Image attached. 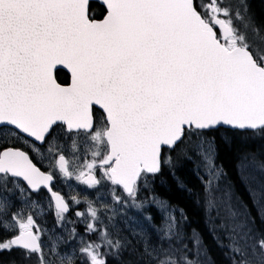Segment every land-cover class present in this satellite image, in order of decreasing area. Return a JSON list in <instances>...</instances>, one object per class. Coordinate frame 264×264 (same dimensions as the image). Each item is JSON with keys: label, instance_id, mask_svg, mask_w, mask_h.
Listing matches in <instances>:
<instances>
[{"label": "snow or ice", "instance_id": "6c2138e0", "mask_svg": "<svg viewBox=\"0 0 264 264\" xmlns=\"http://www.w3.org/2000/svg\"><path fill=\"white\" fill-rule=\"evenodd\" d=\"M229 17L219 0H0V253L19 257L0 264H125L121 240L110 238L119 229L87 194L69 202L58 177L96 197L105 190L116 204L164 208L151 180L178 144L193 142L209 176L205 211L215 209V227L228 233L232 264H264V238L254 239L246 212L217 183L223 167L213 163L217 136L264 137V55ZM59 136L70 138L73 152L80 138L90 141V158H66ZM237 168L264 210V162L253 155ZM142 191L148 195L140 200ZM36 193L48 197L56 225L73 206H87L67 220V240L48 235L33 214ZM72 240L61 256L57 245ZM144 255L146 264H164L147 248Z\"/></svg>", "mask_w": 264, "mask_h": 264}, {"label": "trees", "instance_id": "16d2710c", "mask_svg": "<svg viewBox=\"0 0 264 264\" xmlns=\"http://www.w3.org/2000/svg\"><path fill=\"white\" fill-rule=\"evenodd\" d=\"M247 3L252 17L251 19L247 16L249 23L254 26L256 23L264 31V7L261 0H249V2L247 0ZM215 150V163L223 167L225 182L238 201L247 209L254 236L257 239L264 238V220L253 206L237 168V164L245 156L254 155L256 160L264 162V137H253L250 133L241 134L231 137L226 142L217 136ZM170 156V165L163 166L162 171L151 180L153 192L159 198L182 210L185 230L196 233L212 264H232L230 256L220 245L219 239L213 237L205 223V216L200 205L204 184L200 177L201 172L196 168L201 163L196 143L178 144ZM186 241L189 249L192 250L193 244L189 239Z\"/></svg>", "mask_w": 264, "mask_h": 264}, {"label": "rangeland", "instance_id": "374dc122", "mask_svg": "<svg viewBox=\"0 0 264 264\" xmlns=\"http://www.w3.org/2000/svg\"><path fill=\"white\" fill-rule=\"evenodd\" d=\"M261 2L263 4V0H261ZM226 5L229 8L235 9L236 12L239 13V19H237L240 21L241 24L242 36L245 38V41L252 47V49L254 48V51L258 52L259 49H256V47L260 46L264 41V31H262V29L257 26L255 22V26L249 23L247 16H249L251 19L252 17L250 14V9L248 7L247 0H227ZM196 148L197 150H199L197 144ZM244 158L250 160L252 157L245 156ZM200 162V165H197L196 168L197 170H200V177L204 184V182L209 179V176L208 173L205 171V165L202 158L200 159ZM257 178L258 180L260 179L259 170H257ZM217 183L220 185L221 188H229L227 183L223 182L222 178ZM243 183L246 188V191L248 192L251 198L253 206L257 210L259 216L264 220V210H262L259 204L254 203L253 197L249 191V185L246 184L244 181ZM252 187L256 188L257 191L260 190L259 186L256 184L252 185ZM231 193L232 201L236 204L235 210H238L242 213L246 212V216L244 217V219L249 225V227L252 229L251 220L249 214L247 213V209L244 207L243 204L238 201L232 191ZM200 205L202 207L205 216V223L208 229L210 230V232H212L213 237L215 239H219L220 245H222V247L226 250L228 256H230L232 261L235 255L230 248V244L232 243V241L226 230L215 227V225L219 223V220L216 218V210L211 209L206 213L204 199H202V204L200 203ZM139 212L140 209L134 208L130 202L125 205V207H123L122 204H119L116 211L117 227H124L128 230H131L135 238H138L139 241L141 240L140 242H148L147 249L148 251L153 252L154 256L156 257V260H163L164 264H173V261L178 262V264H187V262L189 261L191 262V264H212L196 233H192L191 231L185 230L184 226H182L180 230H178L175 212L173 210L169 209L167 206L165 208H160L158 206L157 212L159 215H157L156 218L158 222L160 220V224L156 226L150 225L152 223L151 217L150 219H146V217H138ZM178 218L182 225L183 218L181 213ZM169 225H172V227L170 228ZM253 237L254 239H257L254 234ZM186 239H189V241L193 244L192 250L189 249ZM135 248L136 251L140 252L143 250V253H145L146 247L142 248V246H140L139 244L137 246L136 244ZM140 248H142V250H140ZM159 254L161 255V257H159ZM127 256L129 257V259H131V255L129 253H127Z\"/></svg>", "mask_w": 264, "mask_h": 264}, {"label": "flooded vegetation", "instance_id": "af4514ba", "mask_svg": "<svg viewBox=\"0 0 264 264\" xmlns=\"http://www.w3.org/2000/svg\"><path fill=\"white\" fill-rule=\"evenodd\" d=\"M263 6H264V0H263ZM256 49H259L258 54L264 55V41L262 44ZM66 79V76L61 77L60 82H64ZM96 118L97 121L99 122L101 118V112L96 109ZM4 133L2 130H0V136H3ZM51 145H44L41 151L44 154H48V148ZM56 146L57 148H62L63 153L66 155V158L69 157H79V163H83V160L85 157L90 158L89 155V149L91 147V142L86 140L85 138H80L78 143H77V150L73 152L71 150V140L69 139H64L62 136L57 137L56 139ZM45 163H47V159L45 160ZM71 170V169H70ZM9 187H12V185L9 183ZM56 189L61 191L69 200L72 195H76L78 199L83 200V196L87 194L89 198L93 199L94 203L93 206L96 207L99 211V214L102 216V219L104 220L105 223H111L114 224L117 227V217H116V211L117 207L119 204L113 203L110 199V196L107 194L105 190H101V194L99 197H96V195L88 191L86 188L83 186L79 185L74 178H63V177H58L57 183H56ZM14 198H18L20 196L19 190L14 189ZM148 195L147 191H142L140 194L139 199L143 200L145 196ZM31 199H33L36 202L37 207L34 208L33 214L37 216V219L39 220L41 226L46 230L48 235H51L53 237L55 236H60L63 238V240L68 239V235L71 231V228L73 225L67 223V220H76L77 218L74 216V211L75 210H81L86 213V205L81 202L80 205L78 206H73V210L70 211L68 214H66L67 219L62 222L61 225H56L55 224V214L54 211H51L48 208V197L44 193H36V194H31ZM161 199V198H160ZM162 201L165 202V207L167 206L169 209L171 208V204L168 203L167 201L161 199ZM17 202H19L17 200ZM109 204L110 207L108 209L101 208V204ZM131 203V202H130ZM150 206V207H149ZM125 207V205H123ZM157 205H146L145 207L140 209L138 217H151L152 223L150 224L151 226H156L159 225L160 222L156 220L155 215L157 214ZM164 207V208H165ZM167 210V209H166ZM109 216L112 217V220L109 221ZM175 217H176V223L178 225V230H180L179 226V219H178V213L175 212ZM75 227L77 228L78 232L83 233L84 231V224L82 222H77L75 224ZM118 228V227H117ZM118 232H113L111 237L114 241L116 239L121 240L122 242V248H121V257L122 260L125 262V264H146V261L148 258L144 255L142 248H147L148 247V242L143 243L140 242L138 238H135V236L132 234L131 230H128L126 228H118ZM4 234V229H3V222L0 221V236ZM47 243V247L50 249L52 245V241L47 239V236L44 237ZM76 244V240L69 241L67 244H58L57 245V251L61 256L70 254L72 251L73 245ZM138 244L142 246L140 248V252L136 251L135 245ZM127 253L131 255L132 261L130 260L129 257L127 256ZM51 255V253H49ZM10 257H15L19 259L17 253H0V258L7 260ZM159 257L161 255L159 254ZM159 261V260H157ZM132 262V263H128ZM152 264H155V261L152 262Z\"/></svg>", "mask_w": 264, "mask_h": 264}, {"label": "water", "instance_id": "95a60500", "mask_svg": "<svg viewBox=\"0 0 264 264\" xmlns=\"http://www.w3.org/2000/svg\"><path fill=\"white\" fill-rule=\"evenodd\" d=\"M99 110V109H98ZM100 112H102V110H99Z\"/></svg>", "mask_w": 264, "mask_h": 264}, {"label": "bare ground", "instance_id": "6f19581e", "mask_svg": "<svg viewBox=\"0 0 264 264\" xmlns=\"http://www.w3.org/2000/svg\"><path fill=\"white\" fill-rule=\"evenodd\" d=\"M156 220H157V218H156Z\"/></svg>", "mask_w": 264, "mask_h": 264}]
</instances>
